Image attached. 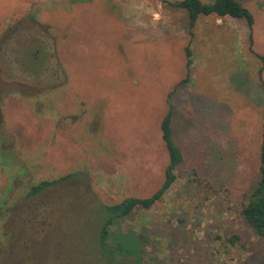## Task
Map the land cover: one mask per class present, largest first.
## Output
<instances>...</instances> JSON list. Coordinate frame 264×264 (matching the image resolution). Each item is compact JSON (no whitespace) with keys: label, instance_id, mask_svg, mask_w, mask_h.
<instances>
[{"label":"rangeland","instance_id":"obj_1","mask_svg":"<svg viewBox=\"0 0 264 264\" xmlns=\"http://www.w3.org/2000/svg\"><path fill=\"white\" fill-rule=\"evenodd\" d=\"M174 1L0 0V264H111L103 205L163 184L170 105L184 159L160 201L111 227L122 262L264 264L242 215L259 177L264 0H239L251 44L232 17L202 15L191 36Z\"/></svg>","mask_w":264,"mask_h":264},{"label":"trees","instance_id":"obj_2","mask_svg":"<svg viewBox=\"0 0 264 264\" xmlns=\"http://www.w3.org/2000/svg\"><path fill=\"white\" fill-rule=\"evenodd\" d=\"M170 5L186 10L189 17V31L191 36L194 34L193 28L196 26L200 16L215 15L217 18L221 19L232 17L235 19L245 20L251 31L249 34L250 44L253 41L252 27L254 24V16L252 12L239 0H212L210 2H204L202 0H178L170 2ZM185 50L187 57V69L190 70V66L192 64V49L190 46H186ZM188 77L184 78L183 81L186 82ZM262 83L264 85L263 81ZM172 119L173 107L170 105L168 112L161 122L162 139L169 155L163 184L151 196H129L118 203L103 205V208L105 209V217L100 228V247L103 256L111 264H124L122 259H125L126 257V252L123 251L124 246L121 243L115 244L111 241V227L117 220L130 216L136 209L152 208L163 198L167 190L177 180L176 169L182 163L184 154L182 148L177 144L174 138ZM74 175L75 174H68L55 180H42L30 187L28 196H36L45 191L47 188L57 183L64 182L72 178ZM242 215L250 226L264 238V117L262 123L259 177L249 193L247 203L242 209ZM235 238H237V236H234L232 240L234 241Z\"/></svg>","mask_w":264,"mask_h":264}]
</instances>
